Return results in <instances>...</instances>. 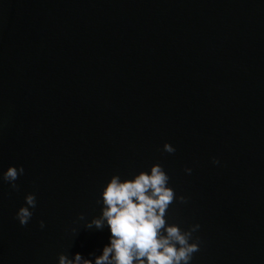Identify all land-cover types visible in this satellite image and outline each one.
<instances>
[{
  "label": "water",
  "instance_id": "1",
  "mask_svg": "<svg viewBox=\"0 0 264 264\" xmlns=\"http://www.w3.org/2000/svg\"><path fill=\"white\" fill-rule=\"evenodd\" d=\"M152 163L189 264H264V0H0V264L92 260L104 183Z\"/></svg>",
  "mask_w": 264,
  "mask_h": 264
},
{
  "label": "clouds",
  "instance_id": "2",
  "mask_svg": "<svg viewBox=\"0 0 264 264\" xmlns=\"http://www.w3.org/2000/svg\"><path fill=\"white\" fill-rule=\"evenodd\" d=\"M163 150L173 153L175 148L165 142ZM212 162L219 163L215 157ZM184 171L191 173L190 168ZM23 174L22 166L10 164L0 172V180L16 190V180ZM169 179L159 163H152L146 171L140 170L131 177L112 174L99 192L100 215L87 225L96 229L106 226L108 242L92 260L82 258L80 253H75L72 260L60 254L58 264H189L199 248V238L193 234L200 226L181 229L176 223L167 222V210L173 200L184 203L187 199L174 193ZM23 199L25 203L15 212L21 226L29 222L36 206L34 193H26ZM78 216L82 218L83 214ZM39 224L44 227L43 220Z\"/></svg>",
  "mask_w": 264,
  "mask_h": 264
}]
</instances>
